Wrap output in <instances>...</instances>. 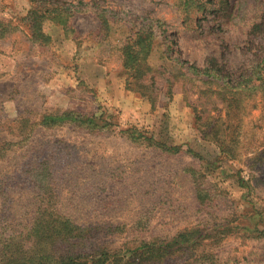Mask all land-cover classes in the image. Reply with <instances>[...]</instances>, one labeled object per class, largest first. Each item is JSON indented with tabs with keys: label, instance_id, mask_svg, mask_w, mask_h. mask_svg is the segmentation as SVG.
Listing matches in <instances>:
<instances>
[{
	"label": "rangeland",
	"instance_id": "1",
	"mask_svg": "<svg viewBox=\"0 0 264 264\" xmlns=\"http://www.w3.org/2000/svg\"><path fill=\"white\" fill-rule=\"evenodd\" d=\"M35 1L0 0V208L14 223L41 206L94 224L77 239L93 253L184 232L195 253L163 264H264V235L218 225L264 229V0H49L76 10L66 34L39 21L48 41L20 20ZM141 28L144 97L122 73ZM205 68L217 77L193 73ZM65 113L87 121L42 123ZM132 127L182 152L135 142Z\"/></svg>",
	"mask_w": 264,
	"mask_h": 264
},
{
	"label": "trees",
	"instance_id": "2",
	"mask_svg": "<svg viewBox=\"0 0 264 264\" xmlns=\"http://www.w3.org/2000/svg\"><path fill=\"white\" fill-rule=\"evenodd\" d=\"M75 10V6L72 5L61 6V4H51L49 0H39V3L35 1V5L30 7L20 20L26 21L25 25L30 39L33 35H38L41 40L48 41L49 37L41 31L39 32V21L43 18H50L59 24L66 34L67 18H70ZM257 28L258 24H254L251 31H256ZM134 35L138 36L137 41L130 42L133 40L129 38V41L122 46V73L125 75L127 89L132 90L135 88L141 92V96H149L148 94L145 95V90L151 87V84L146 87L145 80L152 71L147 61L152 46L151 32L141 28L135 31ZM34 41L37 40L34 39ZM193 71L195 75L206 76L207 78L217 77L209 68L200 70L201 72L199 70ZM67 120L87 121L73 118L70 113H65L60 116H45L42 123L55 125ZM92 121L94 127L108 125L106 120L99 121V119L94 118ZM129 137L135 142L146 141L166 152H182L180 146H168L157 142L135 127L129 128ZM221 150L222 154L230 151L229 146L226 148L221 147ZM185 152H189L201 160L203 159L201 154L189 147L185 149ZM222 154L220 158L223 157ZM215 158L219 159L218 156H215ZM205 162L207 166L212 165L209 160H205ZM28 215L29 218L21 223H14L15 211L6 207L0 208V229H9L4 232L0 231V264H163L174 253H182L187 257L192 256L195 253V246L192 243H197L196 240H198L183 232L168 240H142L134 246L124 245L114 252L110 251L109 248L101 247L98 252L93 253L81 247L77 248V239H85L86 235L89 236L92 230H97L94 224H75L68 220L62 210L55 207L38 206L28 212ZM230 224L231 221L227 217H223L218 223V225H221L220 228L224 234H228V232L230 234L240 233L242 231L243 233L254 234V237L264 235V229L260 230L256 227L250 229L240 227L236 223ZM15 226H20V228L14 230ZM107 229L108 232L114 230V233L122 228L109 225Z\"/></svg>",
	"mask_w": 264,
	"mask_h": 264
},
{
	"label": "crops",
	"instance_id": "3",
	"mask_svg": "<svg viewBox=\"0 0 264 264\" xmlns=\"http://www.w3.org/2000/svg\"><path fill=\"white\" fill-rule=\"evenodd\" d=\"M94 63H96V62H94ZM91 64V66L93 67V69H96V67L98 66V65H95V64Z\"/></svg>",
	"mask_w": 264,
	"mask_h": 264
}]
</instances>
